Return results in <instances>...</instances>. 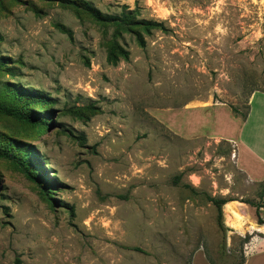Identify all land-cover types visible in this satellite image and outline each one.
I'll use <instances>...</instances> for the list:
<instances>
[{
	"label": "rangeland",
	"instance_id": "rangeland-1",
	"mask_svg": "<svg viewBox=\"0 0 264 264\" xmlns=\"http://www.w3.org/2000/svg\"><path fill=\"white\" fill-rule=\"evenodd\" d=\"M254 92L261 148L264 0H0V264H242L262 183L222 130Z\"/></svg>",
	"mask_w": 264,
	"mask_h": 264
},
{
	"label": "crops",
	"instance_id": "crops-1",
	"mask_svg": "<svg viewBox=\"0 0 264 264\" xmlns=\"http://www.w3.org/2000/svg\"><path fill=\"white\" fill-rule=\"evenodd\" d=\"M260 92H254L249 99V112L246 120L241 117L234 116L233 120L226 123L225 129L222 130V137L227 141L235 144L239 153V164L240 167L245 171L248 178L258 182H264V146L261 148L259 146L254 147V144L251 143L250 138H245L243 127H246L249 123L250 117L254 113V101L256 100ZM264 104V99L262 100ZM264 115V112H263ZM243 123L242 129L240 124ZM256 131L260 128V124L254 126ZM252 130V129H251ZM253 132V131H252ZM257 169L262 171L261 176L257 177ZM229 203H235L234 201ZM228 203V204H229ZM241 210L248 211L250 214L252 210L250 206L247 209L240 207ZM263 218L264 214L262 213ZM253 218V215H252ZM253 222L256 224V220L253 218ZM258 225V224H257ZM258 227H263L259 226ZM244 264H264V239L259 241L258 247L250 252L245 259Z\"/></svg>",
	"mask_w": 264,
	"mask_h": 264
},
{
	"label": "trees",
	"instance_id": "trees-1",
	"mask_svg": "<svg viewBox=\"0 0 264 264\" xmlns=\"http://www.w3.org/2000/svg\"><path fill=\"white\" fill-rule=\"evenodd\" d=\"M76 4V3H74ZM77 5H79L80 8H82L85 12H87L88 14L92 15L94 18H96L97 20H102V16L100 15V13L93 7H91L88 3L85 2H79L77 3ZM148 25H151L153 27H159L161 26L158 23H147ZM138 42L140 44V46L144 47V41L143 39L140 37L138 39ZM129 57V52L124 50L121 47H111L109 49V54H108V60L113 63L116 64L120 58L123 59H128ZM38 102H45V100L43 98H37ZM234 113H238L237 110L233 109ZM248 112H249V105L247 107V111L246 113L240 114V117L244 120H246L247 116H248ZM17 116L23 120H31L30 117L26 116L23 113H17ZM0 156L5 157V158H9L8 155H6L5 153L0 151ZM209 201L215 206L216 210H217V225L220 229V231L222 232L223 235V239H222V249L225 250L226 248V240H227V228L225 227L224 221H223V206L228 204L229 202L235 201L234 199H229V198H216V197H208ZM259 200L260 202L256 203V202H252V201H244V203L248 204L249 206L253 207L255 209V216H256V222L258 225L262 226L264 225V218L262 215V209H264V182H262L261 184V189H260V193H259ZM248 241V238L245 239V242ZM129 250L135 251V252H140V253H144V251L139 248V247H132V248H128ZM245 263V260L242 262V264ZM212 264H216V263H212Z\"/></svg>",
	"mask_w": 264,
	"mask_h": 264
}]
</instances>
